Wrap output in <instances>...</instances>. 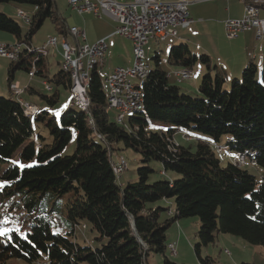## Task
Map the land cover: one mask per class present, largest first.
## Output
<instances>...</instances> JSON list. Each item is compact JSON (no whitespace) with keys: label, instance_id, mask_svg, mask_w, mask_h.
<instances>
[{"label":"trees","instance_id":"obj_1","mask_svg":"<svg viewBox=\"0 0 264 264\" xmlns=\"http://www.w3.org/2000/svg\"><path fill=\"white\" fill-rule=\"evenodd\" d=\"M6 3H15L17 11L30 19L24 35L21 24L0 10V30L23 45L19 58L9 65L8 86L18 70L30 72L34 67L35 76L54 91L42 98L54 104L60 99V87L70 90L71 74L60 68L49 75L47 57L28 48L33 47L32 38L48 19L56 27V35L69 37L66 18L56 9L55 0H0V6ZM209 57L192 54L186 43L169 49L170 66L191 71L199 60L207 68L197 95L191 96L170 81L156 52L155 64L140 85L143 108L132 112L129 124L117 117L111 119L99 68L91 73L89 110L73 106L59 120L39 109L30 116L16 97L0 95V169L7 184L0 197L20 207H25L24 199L30 208L18 214L22 223L24 217L29 220L25 235L16 230L0 235V264H11L13 258L32 261L41 254H46L51 264H148L150 252L164 254L163 264H184L165 254L170 243L167 232L174 222L191 216L200 218L195 250L202 264L215 263L213 257L203 258L201 248L214 243L220 233L264 246V176L259 179L229 156L241 152L264 170V84L257 80L261 71L264 79V65L259 69L250 61L230 87L225 73ZM150 120L166 122L168 131H149ZM35 121L45 123L50 143L35 135ZM188 129L207 138L198 139L194 148L191 143L183 145L176 135L182 133L191 140ZM73 132L76 149L73 154H63ZM117 142L141 156L138 179L126 186L119 185L112 167ZM215 144H227L229 151L219 155ZM225 158L228 162L224 165L221 160ZM152 161L161 162L165 172H176L179 177L149 182L155 172ZM66 193L71 195L67 202L55 204L47 213L36 212L40 198H45L46 204L53 196ZM171 197L175 198L172 211L152 205ZM41 208L46 210L44 205ZM59 217L68 224V231ZM80 222L98 233L99 246L72 239ZM53 225L58 228L55 233Z\"/></svg>","mask_w":264,"mask_h":264},{"label":"rangeland","instance_id":"obj_2","mask_svg":"<svg viewBox=\"0 0 264 264\" xmlns=\"http://www.w3.org/2000/svg\"><path fill=\"white\" fill-rule=\"evenodd\" d=\"M56 1V9L60 14H63L68 21V25H71L73 23L80 25L81 28H85V31L87 33V37L94 38L98 35V33L101 31V29L104 28L105 20H109V17L103 16L102 18L96 17L94 15H81L69 4V0H55ZM170 1V0H169ZM193 1V0H189ZM15 3H9V4H3L0 6V10L4 8L6 14L16 19L23 28V34L25 35V32L28 30V22L24 19L23 16H20L19 12L17 11V8L15 6ZM192 6H190L191 8ZM226 5H224L223 9L225 10ZM25 9H28V7H23ZM215 14H211L210 17H214ZM109 18V19H108ZM113 21L112 19H110ZM110 21V22H111ZM56 35V27L54 24L48 19L44 25L36 32L34 37L32 38V45L33 47L39 48L43 45L45 40L50 35ZM70 35V34H69ZM59 36V35H58ZM61 37V36H60ZM72 38V37H71ZM70 38V40H72ZM14 36L10 33L4 32L0 30V42H10L9 44L16 43L14 42ZM63 38L61 37L59 39L58 49H51L49 54L46 56L47 60H49V75H53L54 73L58 72L60 70V63L62 61V55L60 52L61 47V40ZM67 40V39H66ZM68 41V40H67ZM70 42V41H69ZM97 42V41H96ZM108 48L106 50V61L105 65L99 68L100 75L104 82V87L106 91H108V86L105 82V78L108 73L112 71L115 67L118 66H126L127 63L132 64L135 61L134 56V49H133V42L129 38L125 37V35L116 34L113 35V37L108 38L106 41ZM95 43V42H94ZM93 44V43H91ZM146 57L148 59V62L150 65L155 64V60H153L154 55L156 52H159L164 69H170L171 66L168 64V52L169 49L166 47V42L164 39L157 40V39H151V41L145 45L144 47ZM11 60V59H10ZM9 58L0 57V63L6 62L7 66L10 62ZM177 69V68H176ZM178 70V69H177ZM18 75H27L25 70H18ZM17 75V76H18ZM203 76V75H202ZM202 76L199 77V84L201 82ZM180 77V76H179ZM180 83L176 84L179 85L182 89L188 85L190 80L183 79L182 77L179 78ZM196 77V71L194 72L193 78ZM192 78V79H193ZM33 79L35 80V83L37 85L36 92L26 90L22 97L28 98L32 100L37 105V110L39 111L46 110L49 113V117H55L56 120H59L60 115H63L64 112L68 111L69 109L73 108L71 106L70 102L72 99V93L70 90L61 88L60 87V99L58 102L54 104H50L49 102L45 101L42 98V94L44 95H50L54 91L48 90V86L39 76H34ZM257 80L264 84V79L262 78V71L259 72L257 76ZM143 82L142 79H134V83L137 85H141ZM172 82V81H171ZM232 82V81H231ZM51 85L56 88V85L51 82ZM232 83L229 85L231 87ZM229 87V88H230ZM181 89V92H185ZM3 95V94H0ZM8 96V95H5ZM109 114L111 116V119L116 120L118 111L115 108L110 107ZM131 116H134L133 113H128L125 115V124H129V119ZM169 128V125L166 124V122L162 121H155L150 120L149 124L147 126V129L149 131L157 132V131H164L167 132ZM35 135H42L45 138L46 143L51 142V136L49 134V130L46 127L45 123L42 121H35L33 124V129ZM187 132L193 136L191 140H187L184 134L176 135V140L178 142H181L183 145L192 144L193 148L195 147V143L200 138H207V135H204L203 133L196 131V130H190L188 129ZM179 133V132H178ZM177 133V134H178ZM77 146V135L76 132H73V138L69 145L63 150V154L69 155L73 154ZM112 158H114L116 161L118 159L119 155H123L126 158L128 167L127 169L122 173L121 177H118V183L121 186H126L128 182L131 180H137V170L138 167L141 165V156L138 152H136L132 148L125 147V145L122 142L114 143V150L112 151ZM228 159H222V163L225 165L227 164ZM251 164L249 161L246 162L244 165L245 168L249 167V170L255 174L259 179H261L264 176V170L261 166H259L256 163H252L253 166L250 167ZM151 166L154 168L155 172L149 176V182H154L157 180H161L163 178L167 179H174L179 177L176 172L173 171H164L163 165L159 161H152ZM258 169V170H257ZM2 170L0 169V192L4 190V187L7 185L6 181L1 178ZM71 197L70 194L64 195L63 197H57L54 196L48 201V203L44 204L45 198H40L39 202L35 205L36 212L41 213L43 210V213H47L48 210L55 206V204L60 205L64 202H67V200ZM49 199V198H48ZM175 198H163L161 200H158L154 202L152 205L154 206H163L166 208H170L172 211L174 209L175 205ZM22 204L25 205V207H20L19 205L15 204L13 200H6L5 198L0 197V229H9L11 231L16 230L20 234L25 235L27 232V225L29 224L28 221L24 217V222L22 223L20 221V218L18 217V214H24L27 209H30L27 207V201L24 199L21 201ZM46 207L42 209L41 206ZM167 215L166 212L163 213V217ZM5 218H7V223H5ZM62 220V217H59ZM60 224L63 225L64 230L69 229V226L66 222L62 220ZM200 227V218L198 216H191L187 218H182L176 222H174L171 227L168 229L167 232V242L176 241L178 244L177 246V252L178 255H173L170 251V249L166 250V255H168L172 260L176 262H182L184 264H202L199 256L196 253L195 245L198 242V230ZM61 228V227H60ZM52 230L55 232L58 231L57 226L53 225ZM75 234L72 236V239L79 244L82 245H91L92 247L99 246L100 242L96 239L98 237V233L91 230V227L89 225H86L84 227L83 222H80L75 226ZM216 241L214 243H210L207 246H203L201 248V254L203 258L206 256L213 257V260L217 264H239L242 262H250L254 264H264V246L262 245H255L250 242H247L242 238L241 236L228 234V233H220L218 234V237L215 238ZM226 250H228L230 253H228ZM148 264H163L164 260V254L157 253V252H150L148 254ZM11 264H51L50 260L48 259V256L46 254H41L39 258L36 260H25L21 258H13L10 260Z\"/></svg>","mask_w":264,"mask_h":264},{"label":"built area","instance_id":"obj_3","mask_svg":"<svg viewBox=\"0 0 264 264\" xmlns=\"http://www.w3.org/2000/svg\"><path fill=\"white\" fill-rule=\"evenodd\" d=\"M244 3V13L240 18H227L225 30L227 36L234 39L240 33L247 30H256L257 37H264V0H239ZM69 4L79 13L90 12L98 17H109L117 23L115 33L125 35L133 42L135 61L131 66L116 67L107 74L105 82L108 88L107 101L109 106L118 111L117 120L122 122L125 115L141 110L143 92L140 85L134 83V79L144 80L152 70L145 54L144 47L151 39H165L177 36L179 28L188 27L193 23L190 16L189 0H69ZM20 16L29 22V17L20 11ZM69 34L74 37L73 42L61 40V68L71 74L72 93L71 106L85 111L89 110L90 99L88 87L91 73L95 68L105 65L106 39H100L91 44L87 42L86 32L76 26L69 28ZM58 35L47 37L39 48H28L30 52H38L46 56L51 49H58ZM20 43H0V56L11 60H17L22 51ZM183 79L193 77L192 70L178 68L173 71ZM29 76H35V68L28 72ZM48 86V85H47ZM52 87L49 85L48 90ZM24 89L18 82H11L9 91L16 97L20 105L28 115L37 112V105L23 99ZM219 155L229 151L228 145H213ZM229 153V152H228ZM230 154V153H229ZM236 164L244 166L248 161L247 156L241 152L229 155ZM253 163V162H252ZM112 167L114 173L121 177L128 164L123 155H119L117 161L113 158ZM173 255L177 254L176 244L168 245ZM230 253L228 250H226ZM217 264V263H213Z\"/></svg>","mask_w":264,"mask_h":264},{"label":"crops","instance_id":"obj_4","mask_svg":"<svg viewBox=\"0 0 264 264\" xmlns=\"http://www.w3.org/2000/svg\"><path fill=\"white\" fill-rule=\"evenodd\" d=\"M224 5H226L225 10L223 9ZM190 6L192 7L190 8ZM188 7L190 11V16L191 18H193L194 21L188 27L179 28V32L177 36H171L164 39L166 42V47H168V49H170V47L173 45H177L179 43H186L187 45H189L192 54L197 56H200L201 54H208L210 56L209 58H211V63L213 65H216L219 69H221V71L225 73L228 85L233 78L241 76L242 70L250 61L255 62L258 65L259 69L263 67L264 37L258 38L256 30L252 29V30L244 31L240 33L238 37L231 39L227 36L225 30V21L227 20V18L229 19V18L242 17L244 13V3L242 1L193 0L190 1ZM2 10L5 11L4 8H2ZM80 14L94 15L93 13L90 12H85ZM211 14H215L214 17H210ZM262 16H264V11L262 12ZM110 21H111L110 19L104 21L105 22L104 28L101 29V31L98 33L96 37L89 38L87 37L88 35L86 33L87 42L94 43L103 38L106 39L107 41L108 38H111L113 37V35H116L115 30L117 27V23L114 20L111 22ZM67 25H68V21H67ZM68 26L69 28L76 26L80 29H83L81 28L80 25H77L75 23ZM83 30H85V28ZM71 37L72 36L69 35V37H67L66 39L70 42H73L74 37H72L73 39ZM70 38L72 40H70ZM0 43L9 44L10 42H0ZM10 64H11V60L8 63V65ZM131 65L132 64L127 63L126 66H131ZM162 65H164L163 62ZM8 69L9 66H7L6 62L0 63V94L8 95L9 97H11L8 86V77H9ZM165 69L170 74V81H172V83L174 84L177 83L179 84L180 83L178 79L179 76L173 73L176 67L171 66L170 69L167 68ZM206 70H207L206 66L203 65L199 60L195 62V64L192 67V71H193V76H194V72L196 71V77L195 78L192 77L193 79L192 78L187 79L190 80L191 82H189L188 85L183 89L181 87L180 88L186 93L190 94L191 96L192 95L196 96L198 92L199 77L202 76L206 72ZM212 73L214 74V71ZM26 74L27 75L21 76L18 75V73L16 72L14 78L15 81L19 82L21 87L24 88L23 90L24 92H26V90L34 91V89L36 91L37 85L35 83V80L29 76L28 72H26ZM29 87H32L33 89H29ZM23 99L32 102V100L28 98L23 97ZM249 165L250 167L253 166L252 163ZM246 169L249 170V167H247ZM170 242L176 243V241L173 240L172 241L170 240ZM176 255H178L179 257L178 252ZM210 257H212V255Z\"/></svg>","mask_w":264,"mask_h":264},{"label":"snow or ice","instance_id":"obj_5","mask_svg":"<svg viewBox=\"0 0 264 264\" xmlns=\"http://www.w3.org/2000/svg\"><path fill=\"white\" fill-rule=\"evenodd\" d=\"M21 167H25V165H21ZM4 222L7 223V218H5ZM9 231V229H0V235H7Z\"/></svg>","mask_w":264,"mask_h":264},{"label":"bare ground","instance_id":"obj_6","mask_svg":"<svg viewBox=\"0 0 264 264\" xmlns=\"http://www.w3.org/2000/svg\"><path fill=\"white\" fill-rule=\"evenodd\" d=\"M29 21H30V20H29ZM254 30H255V29H254ZM116 34H117V33H116ZM59 38H61V37H59ZM63 39H66V38H63ZM47 55H48V54H47ZM47 55H46V56H47ZM149 64H150V63H149ZM151 66H152V65H151ZM60 67H61V66H60ZM14 81H15V80H14ZM14 81H13V82H14ZM15 82H17V81H15ZM18 83H19V82H18ZM20 86H21V85H20ZM22 88H23V87H22ZM23 89H24V88H23ZM70 104H71V102H70ZM208 142H210V141H208ZM213 148H214V147H213ZM174 243H175V242H174ZM175 244H176V248H177V243H175ZM215 263H216V262H215ZM212 264H213V263H212Z\"/></svg>","mask_w":264,"mask_h":264}]
</instances>
